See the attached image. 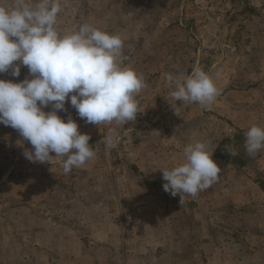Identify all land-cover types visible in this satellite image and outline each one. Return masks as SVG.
<instances>
[{
  "label": "rangeland",
  "instance_id": "374dc122",
  "mask_svg": "<svg viewBox=\"0 0 264 264\" xmlns=\"http://www.w3.org/2000/svg\"><path fill=\"white\" fill-rule=\"evenodd\" d=\"M86 23L122 38L121 66L147 85L141 112L96 126L66 102L57 114L96 152L70 175L55 153L30 162V142L0 123V264H264V150L244 147L247 130L264 127V0H61V35ZM197 68L220 91L208 107L175 101L164 78ZM25 78L26 66L0 74ZM197 141L220 178L195 197L172 196L162 170Z\"/></svg>",
  "mask_w": 264,
  "mask_h": 264
},
{
  "label": "clouds",
  "instance_id": "9594fccd",
  "mask_svg": "<svg viewBox=\"0 0 264 264\" xmlns=\"http://www.w3.org/2000/svg\"><path fill=\"white\" fill-rule=\"evenodd\" d=\"M61 0H12L0 5V74L13 77L26 66L31 79L14 83L0 79V123L11 126L30 142L23 155L33 163H48L61 157L64 174L70 175L96 155L90 136L78 130L67 111L68 102L78 116L93 125H124L141 112L136 99L147 85L142 75L122 67L123 40L91 24L61 35L56 28ZM171 96L181 104L210 106L220 94L214 79L195 69L183 79L165 73ZM51 106V111L43 109ZM111 150L114 139H105ZM244 147L250 156L264 150V127L252 125L245 133ZM184 162L162 170L163 190L172 196L195 197L216 183L221 172L205 143L197 141L183 149ZM237 155L235 151L231 153ZM181 197V195H180ZM181 202V201H180Z\"/></svg>",
  "mask_w": 264,
  "mask_h": 264
}]
</instances>
